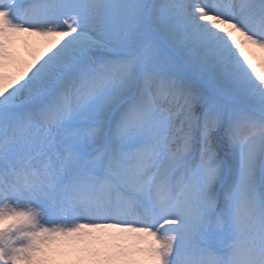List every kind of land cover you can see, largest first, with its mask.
Returning <instances> with one entry per match:
<instances>
[{
  "label": "snow or ice",
  "instance_id": "snow-or-ice-1",
  "mask_svg": "<svg viewBox=\"0 0 264 264\" xmlns=\"http://www.w3.org/2000/svg\"><path fill=\"white\" fill-rule=\"evenodd\" d=\"M0 264H264V0H0Z\"/></svg>",
  "mask_w": 264,
  "mask_h": 264
}]
</instances>
